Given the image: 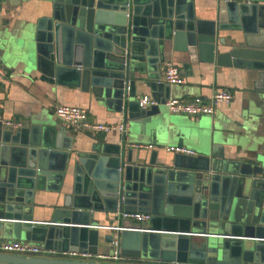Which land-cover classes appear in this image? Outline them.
Listing matches in <instances>:
<instances>
[{
    "label": "water",
    "instance_id": "1",
    "mask_svg": "<svg viewBox=\"0 0 264 264\" xmlns=\"http://www.w3.org/2000/svg\"><path fill=\"white\" fill-rule=\"evenodd\" d=\"M39 1L23 36L25 70L80 85L125 111L134 129L166 110L171 84L161 65L170 57L185 69L195 62L255 68V86L264 89V0H220L211 18L197 15L195 0ZM4 37L0 30V49ZM147 88L157 100L148 108L138 100ZM173 122L184 145L188 128ZM130 140L125 133L75 150L65 126L0 125V238L59 252L0 250V264H264V151L230 157L207 143L196 155L146 154ZM45 189L58 196L40 220L35 197ZM120 210L151 213L145 224L121 219L126 259L61 254H112L113 231L102 234L96 212Z\"/></svg>",
    "mask_w": 264,
    "mask_h": 264
},
{
    "label": "crops",
    "instance_id": "2",
    "mask_svg": "<svg viewBox=\"0 0 264 264\" xmlns=\"http://www.w3.org/2000/svg\"><path fill=\"white\" fill-rule=\"evenodd\" d=\"M219 1L195 0L197 15L213 17ZM38 4L39 0H0V30L5 36L3 48L0 49V116L20 118L23 124L38 122L65 126L73 136L72 146L75 150H89L98 139L121 141L126 133L131 139L130 145L136 148L140 147L136 144L143 145L144 153L150 154L153 149H157L160 155H169L171 152L166 146L177 145L178 142L175 135L179 133V128L173 122L176 119L182 128H188L184 145L193 148L196 151L194 155L203 153L207 143L224 147L230 157L256 155L264 151V89L255 86L257 69L213 62H195L185 69L182 62L170 57L162 63V73L165 63L173 61L182 68L186 77L184 83L171 84L170 98L208 97L218 88L230 87L234 93L233 99L219 103L213 114L173 113L164 106V112L149 116L152 119L149 124H140L138 129H134L132 119L125 111L108 106L104 100L83 90L80 85L52 83L25 70L23 36L31 22L41 13ZM225 33L229 35L235 32L227 30ZM238 33L242 35L241 30ZM222 48L228 49L229 46ZM143 94L151 95V92L147 88L138 94V98ZM60 103L88 108L93 120L112 124L127 122L128 129L123 133L118 128L107 131L75 128L56 114L55 108ZM0 125L6 126L1 120ZM150 143L153 146H147ZM57 196L58 192L49 189L37 192L34 218L49 219ZM96 217L100 218V224H109L117 221L118 211L96 212ZM101 229L102 234L109 230L104 227Z\"/></svg>",
    "mask_w": 264,
    "mask_h": 264
},
{
    "label": "built area",
    "instance_id": "3",
    "mask_svg": "<svg viewBox=\"0 0 264 264\" xmlns=\"http://www.w3.org/2000/svg\"><path fill=\"white\" fill-rule=\"evenodd\" d=\"M162 80L174 84V83H184L186 80L185 74L182 68L174 63L173 61H167L164 66V71L162 73ZM234 93L232 88L223 87L218 88L208 97L202 95H197L192 98H180L173 97L168 98L165 102L168 110L173 113H184V114H213L221 102H230L233 99ZM139 103L142 107H147L151 104L157 103V100L150 94H143L139 98ZM56 114L68 124L74 126L75 128L89 127L94 131H107L112 128H118L120 131L125 133L128 129L127 122H120L118 124H112L108 122H101L93 120L90 118L88 108L75 104H65L60 103L55 108ZM1 122L9 127L18 128L23 125V120L20 118H6L0 116ZM143 146L141 144H136ZM147 146H153L152 143ZM166 149L168 151L183 152L188 154H195L196 151L186 145H167ZM122 218H131L135 221L142 223H147L151 218L150 212L139 211V210H120L118 212V219L115 222L109 224H101V226L111 229L113 231V253H79V252H68L61 254H68L72 256H88L97 257L102 259L111 260H124L126 257L121 253V240L120 231L126 226L122 225ZM146 225L142 226L141 229H147ZM0 250L11 251V252H23L30 254H40V253H59L55 250H48L43 247V245L37 241L26 240V239H16V238H0Z\"/></svg>",
    "mask_w": 264,
    "mask_h": 264
}]
</instances>
